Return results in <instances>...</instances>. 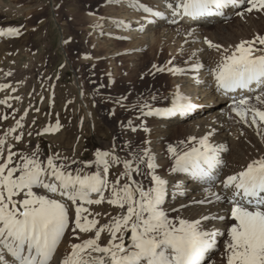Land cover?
Here are the masks:
<instances>
[{"label": "rangeland", "instance_id": "1", "mask_svg": "<svg viewBox=\"0 0 264 264\" xmlns=\"http://www.w3.org/2000/svg\"><path fill=\"white\" fill-rule=\"evenodd\" d=\"M124 3L122 0H0V29L16 30L0 35V101H6L0 103V139L5 141L0 163L9 150L16 153L13 164L21 156L35 153L41 161L53 158L57 164L68 165L69 171L79 170L84 175L99 171L102 165L97 163V153L107 152L112 154L107 157L110 182L118 176L121 184L125 182L127 177L121 174L128 171L123 166L127 160L133 163L132 178L149 187L151 180L146 166L140 165V173L134 171L137 156L149 146L152 136L149 126L155 121L154 115L146 113L168 105V93L173 88L195 87L197 84L193 81L204 77L197 74L204 66L199 61L220 60L221 52L220 48L206 43L216 44L211 34L200 33V38L191 39L180 32L158 43L151 38L140 43L135 36L111 35L112 25L119 31L120 23L112 17L118 18ZM248 13L259 27L263 26L264 10ZM156 27L165 28L164 25ZM261 33L264 37V32ZM193 64L201 67L193 69ZM257 95L264 96V91L242 97L264 110V105L255 100ZM218 107L225 109L232 141L243 152L264 144V123L252 124L250 118L246 123L231 110L233 101ZM57 122L60 125L57 130L45 131L56 129ZM17 135L21 137L19 140ZM169 145L182 151L193 143L188 141L182 126L170 139L161 142L162 150L171 160L168 173L176 176L177 172L171 171L174 158ZM116 157L119 161L111 163ZM33 192L62 199L42 187H34ZM104 196L100 204L84 205L88 209L85 215L89 219L95 217L98 228L111 224L113 218L126 212V208L112 204L107 207L110 197L107 189ZM67 208L69 227L59 243L66 240L80 243L92 237L95 229L88 233L79 229L76 234L71 231L75 206L68 202ZM101 210L104 214H100ZM177 213L178 209L166 215L177 223ZM233 222L230 219L229 226ZM109 239L110 233L102 232L100 241L108 243ZM219 239L229 240L227 231ZM205 264L212 263L207 259ZM216 264H226L225 251Z\"/></svg>", "mask_w": 264, "mask_h": 264}, {"label": "snow or ice", "instance_id": "2", "mask_svg": "<svg viewBox=\"0 0 264 264\" xmlns=\"http://www.w3.org/2000/svg\"><path fill=\"white\" fill-rule=\"evenodd\" d=\"M237 4H247V12L264 10V0H177L174 7H169H172L174 16L200 17L214 12L219 14L220 9ZM144 11L152 10L144 7ZM236 14L243 15V12ZM15 31L0 29V35ZM257 42L264 45V37L241 41L211 70L218 90L226 94L237 89L264 86V55L255 54L259 50L254 47ZM206 43L210 47H220L211 41ZM191 67L198 69L201 65L193 64ZM187 99L177 91L172 107L149 109L146 114L169 115L186 111L191 107ZM255 100L264 105V96L257 95ZM231 110L246 123L249 118L252 124L264 123V110L250 104L247 97L234 100ZM17 126H21L19 121ZM59 127L57 122L56 129L45 131ZM214 131L200 138L190 137L191 141L198 142V146L187 151H178L169 145L168 150L174 158L171 171L188 173L198 181L213 182L218 175L214 170L222 163L217 146L210 143L209 138ZM20 138V135L16 136L17 140ZM4 143V139H0V156L3 155ZM15 156L16 153L9 150L3 163H0V264H50L61 237L69 227L68 208L64 200L75 206L71 231L76 234L77 229L82 233L95 229V232L92 237L72 244L71 252L63 257L61 264H199L206 251L215 246L216 237L222 235L219 230H209L201 225L205 221L223 220L224 216L206 215L195 221L177 218V223L169 219L160 207L164 202L167 181L155 174L157 165L148 149L137 156L134 168L136 173H140V165L144 164L149 170L151 185L147 188L132 178L133 163L127 160L123 166L128 171L121 174L127 177L125 182L121 184L119 176L110 182L107 179L110 167L107 157L112 154L107 152L97 153V163L102 168L84 175L79 170L69 171L68 165L57 164L53 158L41 161L35 153L21 156L13 164ZM118 161L116 157L111 163ZM221 184L225 192L205 189L208 199L193 203L225 201L230 205V219L234 222L227 229L226 264H264V157L228 175ZM34 187H42L47 193L58 194L62 199L38 195L33 192ZM105 189L110 192L107 202L121 209L126 208V212L113 218L111 224L98 228L99 222L95 217L89 219L85 215L88 209L84 205L102 203ZM226 192L230 194L226 195ZM91 194L99 198L92 199ZM21 195L23 199H15ZM105 230L110 233V239L107 245H101V234ZM125 232L131 233L128 246L124 242ZM93 253L102 255L94 256ZM7 256L12 259H6Z\"/></svg>", "mask_w": 264, "mask_h": 264}, {"label": "bare ground", "instance_id": "3", "mask_svg": "<svg viewBox=\"0 0 264 264\" xmlns=\"http://www.w3.org/2000/svg\"><path fill=\"white\" fill-rule=\"evenodd\" d=\"M176 2L177 0H122V3L125 4L124 7L122 6L124 9L117 13L118 18L112 17V19L120 22V25H118L119 23L117 24L120 28L118 27L119 31H115L114 27L116 25H112L111 35H117L123 38L135 36L134 38L136 40L138 39L137 42L140 40V43L142 40L145 43V41L151 38L158 43L161 39L180 32L185 34L186 37L191 36V39L200 38V33H203V35L211 34L216 40H214L216 43L214 44L220 46V60H216L215 62L212 61L213 59H207L209 62L199 61L204 66H202L203 69L197 74L204 77H197V80L193 81L197 84L195 87H175L171 90V93H168L170 95V102L168 105L160 107V109L172 107V101L177 91L188 98L187 102L191 107L186 111L173 112L169 115H154L153 119L155 121L149 126L152 136L150 137L151 139L149 138L150 142L148 143L149 140L146 142L149 144L146 149L154 157V162L157 165L155 174L167 181L164 202L160 206L166 214L178 209V217L188 221H195L206 215L224 216L225 219L223 220L205 221L201 225L203 228L219 230L224 234L229 227L230 205L225 201H213L210 203H193V201L208 199V193L205 189L216 193L225 192L221 182L228 175L241 171L253 160L264 157V144H257L252 149H249L247 153L243 152L232 141L233 137L230 135L231 126L224 117L225 109L223 107L219 108L218 106L224 102L240 99L242 96L262 92L264 91V86H254V88L250 89H237L234 92L225 94L223 90H218L215 77L211 73V70L222 61L224 55L231 53L241 41H253L258 36L262 37L261 32H264V22H262V27L257 25L256 19L245 11L248 7L247 4H237L220 9L219 14L214 12L213 14L200 17L174 16L172 7H169V5L174 7ZM144 7H148L152 11H144ZM237 12H243V15H238L236 14ZM156 13H160V15H156ZM156 25H164L165 28L160 29ZM142 31L147 33L142 35L140 34ZM1 39L2 37H0V43L2 42ZM254 47L259 49L256 51V55H264L263 45L257 42ZM219 58L217 57V59ZM215 96H217L216 100L212 99ZM213 108L217 109L208 113ZM179 126L185 129L188 141L193 143L192 146L182 151H187L193 146H198V142L191 141L189 139L190 137L200 138L208 132L215 130L209 139L210 143L217 146L218 156L222 163L214 170L218 175L213 182L206 183L198 181L193 179L188 173L177 172L176 176L168 173V166L171 160L168 157V153L162 150L161 142L170 139L176 134ZM150 185L151 181L147 186ZM180 192L183 194H180ZM225 194H230V192H226ZM54 195L59 196L58 194ZM91 198L96 199L99 197L96 194H91ZM66 202L71 203L70 201ZM107 205V207L111 206L108 202ZM100 212V214H104L102 210ZM130 235L131 233L127 232L124 237L126 246L131 243L129 239ZM88 238H84L83 240ZM219 238L220 236L216 237L215 246L206 251L199 264H205L207 259H210L212 264H216L217 258L225 251L226 241H223V239L221 242ZM74 243H77V241L66 240L61 244L58 243L50 260V264H61L63 257L71 252V246ZM100 244L107 245L108 243L100 241ZM217 248L219 250L215 251ZM93 255L102 254L93 253ZM6 259L11 260L12 258L7 256Z\"/></svg>", "mask_w": 264, "mask_h": 264}]
</instances>
